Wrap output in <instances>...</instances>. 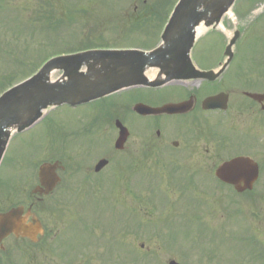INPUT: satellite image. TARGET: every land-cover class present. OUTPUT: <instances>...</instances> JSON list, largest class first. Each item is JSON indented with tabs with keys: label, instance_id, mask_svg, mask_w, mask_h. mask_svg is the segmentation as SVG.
Masks as SVG:
<instances>
[{
	"label": "rangeland",
	"instance_id": "rangeland-1",
	"mask_svg": "<svg viewBox=\"0 0 264 264\" xmlns=\"http://www.w3.org/2000/svg\"><path fill=\"white\" fill-rule=\"evenodd\" d=\"M246 1H240L238 5L241 11L243 10L240 14L241 17L246 16L248 12L252 13L254 9L255 11L253 13L264 12V0H256L254 2L251 1L253 5ZM172 2L173 0H3V8L5 10L0 13V91L10 81H14L15 79L17 80L30 71H33L46 56L54 53V51H58L59 49L73 50L74 48L77 49V47L84 44L97 45L127 43L141 45L142 43H139L140 38H145V40L149 39L150 42L147 43V45L150 46L154 43L158 31L154 27L151 28L150 25L154 22H156V25H161ZM152 4L154 5L152 6ZM155 5L158 7H154ZM38 9H42L45 12L53 11L56 14V19L61 17L64 18L66 21L64 23L65 27H54L59 34L58 37H61L59 41L61 43L59 46L54 44L58 37H56L52 42L54 36L49 31L47 38L44 39V42L48 43V48L44 47L42 48V51L40 49L37 50L36 42H38L41 37L45 35L44 33H41V37L38 39L39 26L43 25V23L39 21L34 22L33 20H25V22L32 21V25L25 24V29L23 31L30 33L32 32V27H34L35 36L34 47L29 45L33 43L28 40L31 52L25 54L24 48L27 46L25 42L22 41L23 39H20V41L17 39V35L22 28V19L30 17V15H33V12L35 13ZM153 9L158 10L159 16L156 19H154L152 13H149ZM127 14L134 16L136 18V23L140 26L136 25V28L131 34L138 35L135 37L137 39L128 38L125 42V39L120 38L116 31L121 29L120 27L126 26V22H128L126 16ZM67 15H71L74 18L69 20L66 17ZM18 16L22 18L19 19V21ZM235 18V22H232L229 18H227L224 22V26L228 35H231L237 29L240 30L243 35L241 42H238L239 46L237 44L235 48L239 57L238 61L235 60L233 64V67L238 64L243 73L244 69H247L248 67L254 70L258 62L260 64L264 63V14L259 16L256 21L251 18L250 21H247L249 17L248 19L240 18L236 14ZM129 29L131 30L133 28ZM122 31L121 36L124 35V32ZM226 40L227 38L224 37V42ZM222 49L223 40L220 38V35L215 32L210 33L202 40L199 47L194 50L193 60L201 67L211 66L213 63H217L222 59ZM4 50L10 52L11 57H8L4 54V52H1ZM7 58H11L12 61L9 63ZM262 68L264 69V66ZM247 73L249 72L247 71ZM252 75L255 77V74ZM58 76L59 75L56 74L55 78ZM234 76L235 75L232 74V77ZM226 78L219 87L222 88V90L231 88H241L247 90L249 88L238 85L236 81L235 84L238 86H232L230 81ZM248 82V79L245 77V85H247L246 83ZM180 86L181 85H178L176 87L185 91L201 88L198 85ZM169 92H171V90H169ZM163 95H165V93L160 96ZM148 96H156V94H148ZM123 111L124 110L122 109L116 110L114 112V118L113 115H110L109 113L106 114L104 119V122L108 124V127L106 128L90 130L86 135H79L76 131V137L71 140V147L72 149L74 148L73 151L76 152L80 149L83 150L84 154L81 153L80 155L85 156L84 158L90 154L105 152L106 149L109 148L110 142L113 143L117 139V130L115 129V126L113 127L111 125L112 121L115 122L117 118H120V121L123 122L125 126L130 125V127H133L132 130H130V147H134L135 149L142 148L140 146L142 142L156 138V135L154 134L150 139L145 140V138L151 136L152 131L149 133L142 128L144 125L143 121L133 114L129 115L126 125V122H124L123 119L127 113H123ZM91 112L97 113V110L95 108H91V110H89V108L86 107H80L75 110L69 107H61L52 112L51 119L55 122L56 126H60L61 129L64 128V132H71L73 126L76 124L77 129L86 125L90 120L89 114ZM127 112H129V109ZM85 115H87L86 118L84 117ZM77 120L78 123L76 122ZM45 124L52 125L53 122L49 121ZM48 127L49 125H39L32 130L18 135L13 140V144L11 143L12 146L9 149L10 169L14 170L16 167L20 169L23 162L27 164L29 161L30 164L28 163V171L31 170L33 166L36 170V168H38V166H40L43 162L58 154V148L53 146L54 143H50L49 146H45L47 144V139L46 131L44 130ZM127 127L129 128V126ZM62 137L63 135L60 134L59 138L61 139ZM43 145L44 152L37 156V153L41 151V147ZM76 147H78V149H76ZM70 151H72L71 148L65 152V155L58 156V159L63 161L67 166L69 170L67 173L73 171L74 173H79V166L76 165L80 164L79 158L81 157L78 158V154H75L78 158L75 159L73 153H71L72 157L69 156ZM32 152H34V154ZM141 152L142 151H140V153ZM125 155L127 156V153L119 155L118 159L121 160L122 158H125ZM36 157V161L33 163V166H31V160ZM70 158L72 159L71 161L69 160ZM4 170H6V167ZM123 172L125 179H121V181H124L123 184L126 185V179L127 177L130 178L133 170H130L129 173L127 171ZM140 173L145 174V176L146 174L154 173L156 175L158 174V176L164 177L165 182L163 184V191L151 178L146 180L145 185L149 187L160 200L167 204L171 201L170 206H168V209L165 210L167 211L166 213H162L164 212L161 209L162 203L158 198L152 197L150 199L149 197L147 200L145 199V196L149 194L144 192L143 188H141V180L136 181L135 184L133 182V189L140 197L136 196L134 191H132L134 194L132 192H111L110 187H108L106 191L103 190L104 192H101L100 195H97L99 192L95 191H80L83 193H81L80 198L78 197L76 200L80 202L77 210L83 214L84 221L92 222L93 224L94 221L110 222L117 220L119 223L117 227L119 236L117 238L113 236H106L104 241L114 242L115 253L118 256V264L123 261L124 263L122 264H127L128 260L129 264H166L170 258L177 257L178 250L177 248H174L175 246L177 247L181 244L191 245V241L187 238V236H190L194 230L190 229L187 232L180 230L179 227L176 226V220L173 222L174 226L170 227L168 230L161 225L162 219L165 216L170 219L178 218L179 220L182 216L188 217L190 215L188 207L182 206L179 208L176 204L178 202L185 203V201H189L190 197H192L199 201L196 203L197 207H194L193 210V212L199 210V213L198 216L194 217L205 218L203 223L210 226L209 220L216 217L214 216V212L210 209L212 205V196L210 192H192L181 190L180 187H182L183 184L187 185L188 180L180 181L179 178L182 177V175L178 176L177 179H175V177L174 179L168 178L166 168H160V170H157L152 166H145L144 163L141 162L135 169V176ZM3 174H5L6 179H8V174L6 172ZM170 175H172L171 169ZM108 179L103 180L104 185H106ZM118 183L119 182L117 181L116 184ZM135 186H138V189ZM143 187L145 188V186ZM123 189L124 187L122 190ZM165 192L171 193V195L166 194L167 199L164 194ZM77 196L78 195H75V197ZM69 197V193L57 192L55 196L51 198V202L53 203V213L48 214L46 210L40 212V218L44 220L48 227V218H53L56 222L61 223L54 225V237L51 238L52 240L47 238V240H44L43 244L38 248L37 260L40 264H46V262L49 263V258H54L56 261V254H53V252L51 253L50 250H58L62 247V243L64 242L63 240L67 239V234H65L66 232L61 231L63 228L67 229L68 226L66 224L68 221H64V219H66L67 216H73L74 218L68 217L70 219V224L76 217L74 208L71 210L67 209L69 206L74 207L73 205H69L67 203V201H70ZM222 215L223 213L221 209L218 212V216ZM225 216H227V213ZM77 223V220H74L75 227L79 226ZM152 225H154V227H150ZM198 227L202 229L201 232L205 233L206 237L211 239L210 231L202 228L200 225H198ZM145 230L147 232H145ZM245 230L250 232L248 226H246ZM128 232H132V235L130 236ZM80 233L81 232L79 231L73 233L72 236L77 234L78 236L76 238H71L64 247L70 249V256H73L72 254L76 253L74 251H77L76 248L79 246L78 242H86L87 239L90 238L89 233ZM222 241L230 242L231 247H236V244H238V241L235 240L234 236ZM95 243L96 242L94 241H90L82 247H85L83 248L84 250L94 251L96 249L94 247ZM199 243L202 242L200 241ZM143 245L144 248H142ZM99 247L101 246L99 245ZM147 248H149L148 251ZM193 248L195 250V247ZM205 249V251L208 252H221L218 243H215L211 247L206 246ZM104 251L107 252L108 248ZM238 253L239 249H236L229 254V257L237 255ZM107 260V264H111L110 256H108ZM149 260L153 261L149 263ZM99 264L102 263L99 262Z\"/></svg>",
	"mask_w": 264,
	"mask_h": 264
},
{
	"label": "flooded vegetation",
	"instance_id": "flooded-vegetation-1",
	"mask_svg": "<svg viewBox=\"0 0 264 264\" xmlns=\"http://www.w3.org/2000/svg\"><path fill=\"white\" fill-rule=\"evenodd\" d=\"M262 77L263 74L261 79ZM163 93L165 95L160 96ZM148 94H156V96H148ZM206 99H216V109H204ZM144 100H147L146 104L153 108L166 104L191 102V111L181 115L153 117L155 119L153 124L157 125L158 139L143 142L140 145L142 148L138 149L129 147L126 143L124 150L129 149L131 152L129 159L127 158V164L132 162L131 165L136 167L143 160L145 165H152L157 170L160 168L167 170L170 166H174L182 175L181 178L188 180V184L183 185L181 189L211 193L210 209L216 216L209 220V226L203 223L205 218L194 217L199 213V210L193 212L198 202L177 203L179 208L188 207L190 215L180 217L184 221L178 218H165L162 222L163 227L169 230L176 220V226L180 230L187 232L193 229L194 231L187 236L191 245L175 246L174 248L178 250L177 257L170 258L166 264H173V262L175 264H264V88H258L256 92L240 90L146 92ZM171 137L175 138L171 139ZM242 159L251 160L257 167L256 172L254 166L250 165L253 167L252 177L246 176L245 169L243 171L238 167L229 166L230 168H225L224 171L228 178L222 181L217 178V173L222 167ZM116 161V157L112 155L107 167H114ZM121 164L119 166L125 172L129 171V167L125 168ZM95 166L91 168L85 162L81 164L79 173L73 171L64 174L55 192L57 190L76 192L99 188L102 182L99 185L98 181L104 177L106 169L97 173ZM124 177L122 176L121 179ZM123 182L120 181L113 186L115 191L119 190V186L127 187ZM26 193V185L0 183V217L15 212V219L23 223L25 227L18 234L0 233V264H40L37 260L38 248L44 240L51 239L54 225L60 224L53 218H48L49 227L48 225L44 227L43 240L39 243L38 216L44 210L48 214L53 213V203L40 200L34 195V188L28 195ZM67 203L74 206H69L67 209H75L74 220H77L79 225L69 227L67 234L73 235L77 231L86 232L87 223L82 222L83 214L77 210L80 202ZM221 209L223 215L218 216ZM226 213L227 216H225ZM68 217L74 218L67 216L64 221L68 223L70 220ZM74 220L70 224H74ZM97 225V228L89 229V234L90 237L95 238L94 241L99 238L101 247L94 251L76 248L77 251H74L76 253L72 254L73 256H70V249L67 248L50 250L51 253L58 254L62 261L58 263L54 258H49V263L46 262V264H88V262L99 264L98 257L102 256H104L101 260L102 264H107L108 256L111 257V264H118V258L113 249L104 251L107 248L104 238L106 236L117 238L119 223L117 220L97 221ZM198 225L211 232V239L201 232L202 229ZM246 226L249 227L250 232L245 230ZM15 227L16 222L12 223V228ZM128 233L132 235V232ZM231 236L238 241L236 247H231L228 241H222ZM200 241L202 243H199ZM215 243L219 244L221 252L205 251L206 246L211 247ZM236 249H239V253L229 257V254ZM152 261L149 260V263Z\"/></svg>",
	"mask_w": 264,
	"mask_h": 264
},
{
	"label": "water",
	"instance_id": "water-1",
	"mask_svg": "<svg viewBox=\"0 0 264 264\" xmlns=\"http://www.w3.org/2000/svg\"><path fill=\"white\" fill-rule=\"evenodd\" d=\"M232 1L183 0L167 29L165 46L151 55L94 52L51 61L35 78L0 100V160L11 132H22L31 127L41 118L44 109L63 104H83L131 85H141L145 80L142 73L148 66L168 67L173 64L177 73L168 76L184 77L179 69L185 64L188 66V53L194 41L195 28L202 21L207 26L218 23ZM83 66H87V73H80ZM54 70H63L68 81L50 84V74ZM197 75L207 77L206 74ZM189 76L186 73L185 77ZM150 111L177 113L182 108L169 106ZM123 137L122 134L121 139ZM243 163L240 162V165ZM54 169L50 165L43 166L41 176H48Z\"/></svg>",
	"mask_w": 264,
	"mask_h": 264
},
{
	"label": "trees",
	"instance_id": "trees-1",
	"mask_svg": "<svg viewBox=\"0 0 264 264\" xmlns=\"http://www.w3.org/2000/svg\"><path fill=\"white\" fill-rule=\"evenodd\" d=\"M173 3H174V0H173V2H172V4H171V6H170V8H169V10H168V12L166 13V16L169 14V12H170V10H171V8H172V5H173ZM50 4V3H49ZM154 4H152V6H153ZM154 7H158V6H154ZM161 7V6H160ZM149 13H152V15H153V17H154V19H156L159 15H158V10L157 9H153L151 12H149ZM69 20L70 19H73L74 17L73 16H71V15H67L66 16ZM19 19H22L20 16H18V21H19ZM25 20H33L34 22H36V21H39V22H42L43 23V25H41V26H39V34H38V39L41 37V33H44L45 35L43 36V37H41V39L38 41V42H36V49L37 50H41L42 51V48H48V43L47 42H44V39L45 38H47V36H48V32L50 31L52 34H53V39H52V42L54 41V39L56 38V37H58L59 36V34L57 33V31H56V29H54V27L55 28H58V27H65V20H64V18L63 17H61V18H59V19H56V14L53 12V11H50V12H45V11H43L42 9H38L35 13L33 12V15H30V17H26V18H24V19H22V22H21V25H22V28H21V30H20V34L17 36L18 38H20V36H21V38L23 37V35H24V42H25V44H26V48H24V53L26 54V53H29V52H31V49H30V46L29 45H31V46H34V27H32V32H27L26 31V33H24L23 32V30L25 29V24H27V25H32L31 24V22L32 21H30V22H25ZM25 22V23H24ZM158 24V23H157ZM161 25H162V23H161ZM161 25H156V22H154L153 23V27L156 29V30H158V28H160L161 27ZM137 26H140V25H138L137 24ZM132 28L133 29H131L130 30V34H132L133 33V31H134V29L136 28V25L134 24L133 26H132ZM20 38V39H21ZM127 37H124V39H126ZM60 39H61V37H58L57 38V40H56V42H54V44H57V46H59L60 45V43L61 42H59L60 41ZM22 40V39H21ZM28 40H30L31 41V43H33V44H29L28 43ZM23 41V40H22ZM29 44V45H28ZM121 44H124V43H121ZM126 44V43H125ZM88 46H97V45H95V44H84V45H80L79 47H77V49L76 50H82L83 48H86V47H88ZM35 49V48H34ZM55 49V48H54ZM75 49V48H74ZM60 50V49H59ZM58 50V51H59ZM58 51H54V52H58ZM69 51V50H68Z\"/></svg>",
	"mask_w": 264,
	"mask_h": 264
},
{
	"label": "bare ground",
	"instance_id": "bare-ground-1",
	"mask_svg": "<svg viewBox=\"0 0 264 264\" xmlns=\"http://www.w3.org/2000/svg\"><path fill=\"white\" fill-rule=\"evenodd\" d=\"M229 16H230V18H233L232 15H229ZM203 32H204L203 29H201L199 33L203 34Z\"/></svg>",
	"mask_w": 264,
	"mask_h": 264
}]
</instances>
